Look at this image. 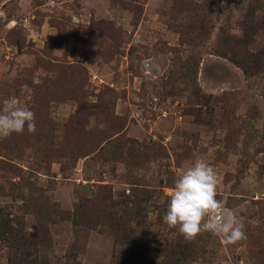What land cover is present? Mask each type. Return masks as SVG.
Masks as SVG:
<instances>
[{"label": "rangeland", "instance_id": "rangeland-1", "mask_svg": "<svg viewBox=\"0 0 264 264\" xmlns=\"http://www.w3.org/2000/svg\"><path fill=\"white\" fill-rule=\"evenodd\" d=\"M3 99L36 132L0 140V264H264V0H0ZM197 160L237 244L163 223Z\"/></svg>", "mask_w": 264, "mask_h": 264}, {"label": "clouds", "instance_id": "clouds-1", "mask_svg": "<svg viewBox=\"0 0 264 264\" xmlns=\"http://www.w3.org/2000/svg\"><path fill=\"white\" fill-rule=\"evenodd\" d=\"M145 75L153 76L159 66L151 59L143 62ZM36 132L35 113L13 99L0 101V140L13 133ZM218 177L206 161L197 160L179 174L169 192L163 223L177 229L185 241H193L200 233L208 232L222 238L225 245L246 239L244 224L217 199Z\"/></svg>", "mask_w": 264, "mask_h": 264}]
</instances>
